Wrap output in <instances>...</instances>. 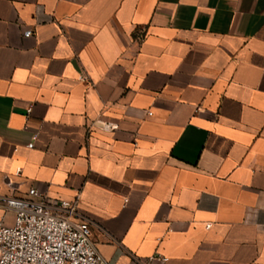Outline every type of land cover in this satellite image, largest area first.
<instances>
[{"label":"crops","instance_id":"1","mask_svg":"<svg viewBox=\"0 0 264 264\" xmlns=\"http://www.w3.org/2000/svg\"><path fill=\"white\" fill-rule=\"evenodd\" d=\"M33 187L111 264H264V0H0V197Z\"/></svg>","mask_w":264,"mask_h":264},{"label":"built area","instance_id":"2","mask_svg":"<svg viewBox=\"0 0 264 264\" xmlns=\"http://www.w3.org/2000/svg\"><path fill=\"white\" fill-rule=\"evenodd\" d=\"M32 34L31 29L24 32L26 37ZM104 128L113 126L105 124ZM37 137L35 133L29 149ZM0 205L14 212L12 225L5 224V214L0 217V264H111L92 239L90 221L76 219L77 200L50 197L33 187L25 195L1 196ZM154 260L167 262L169 258L156 253L135 262L152 264Z\"/></svg>","mask_w":264,"mask_h":264}]
</instances>
